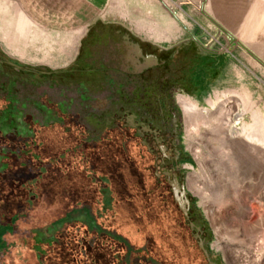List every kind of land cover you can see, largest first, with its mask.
Instances as JSON below:
<instances>
[{
	"label": "rangeland",
	"instance_id": "1",
	"mask_svg": "<svg viewBox=\"0 0 264 264\" xmlns=\"http://www.w3.org/2000/svg\"><path fill=\"white\" fill-rule=\"evenodd\" d=\"M7 1L9 9L18 11L24 0H12L14 5ZM38 1L47 5L54 0ZM209 1L214 0H170L189 23L187 29L215 51L195 44L206 85L198 95L185 96L207 106L205 99L214 91L225 92L235 109L239 98L235 91L245 88L254 107L264 113V57L255 58L257 51L264 52V0ZM253 2L261 6L246 15L234 14ZM76 4L72 22L77 26L114 20L161 45L193 41L186 32L154 39L146 16L137 6L126 7L125 0H78ZM220 22L226 25L220 28ZM83 30L61 60L24 59L10 51L2 37L0 53L22 65L64 68ZM38 77L7 81L0 76V222L14 220L12 229L0 236V262L169 264L166 232L179 228L181 217L171 213L166 185L153 177L144 149L122 132L105 138V109L96 98L99 93H78L74 86ZM178 103L177 174L211 255L222 264H264V148L226 149L219 122H213L219 114L216 106H210L208 120L201 122L200 115L206 111L193 108L189 116ZM91 114L99 120H92ZM56 219L66 221L48 227Z\"/></svg>",
	"mask_w": 264,
	"mask_h": 264
},
{
	"label": "flooded vegetation",
	"instance_id": "2",
	"mask_svg": "<svg viewBox=\"0 0 264 264\" xmlns=\"http://www.w3.org/2000/svg\"><path fill=\"white\" fill-rule=\"evenodd\" d=\"M196 49L193 41L161 45L138 35L125 23L95 20L85 26L73 59L64 68L42 69V72L17 68L7 61L19 62L0 53V76H5L7 81L15 78L31 81L42 76L44 82L54 78L57 84L74 86L78 93L88 91L100 94L96 98L104 102L102 119L106 128L105 138L110 140L122 132L144 149V159L150 162L153 177L166 185L171 213L175 211L181 217L180 227H172L166 232L169 237V264H208L192 236L195 229L189 228L172 199L166 176L160 173L168 170V177L172 174L178 177L179 168L174 169L180 163V152L174 142L177 109L181 107L177 96H196L206 85ZM90 118L99 120L94 114ZM160 145L164 146L163 154ZM155 170L160 174L155 175ZM187 214L188 220L197 226L190 207ZM198 227L209 258L215 264H222L211 255L202 225Z\"/></svg>",
	"mask_w": 264,
	"mask_h": 264
},
{
	"label": "bare ground",
	"instance_id": "3",
	"mask_svg": "<svg viewBox=\"0 0 264 264\" xmlns=\"http://www.w3.org/2000/svg\"><path fill=\"white\" fill-rule=\"evenodd\" d=\"M2 1V3H0L3 5L0 8V37H2L4 43L9 47L10 51L15 53L19 52V55H21L24 59L47 62L55 61V59H64V56L68 54L67 50L72 47L74 41L78 39L81 30L85 28V23L83 22L78 24V26L74 25L72 22L74 18H72V16L75 15H73L74 7L77 5L76 3L78 0H54L50 4H42L43 6L38 0H24L23 4H20L22 8L18 11H13L11 10L12 8L9 9L7 7L8 4L6 3V0ZM10 1L12 0H9V2ZM226 1H224V3ZM125 2L127 4L126 7L134 8L137 6L138 9L141 10V15H143L142 17L146 16L144 21L148 28L152 30L154 39L161 38L163 35L166 36V39L176 37L183 34L185 32L184 29L189 28L190 26L183 17L182 13L178 10L179 6L175 2H170V0H125ZM219 2L222 1L219 0ZM224 3L223 5H225ZM260 3L262 4L261 1ZM260 3L256 4L253 2L249 5L247 3L245 8L242 10L236 9L234 14L237 15L240 12L241 15H246L252 10L260 7ZM12 5H14V3ZM15 9H17V7ZM240 14L238 17L239 20L242 19ZM85 21L86 19L84 22ZM77 22L75 24H77ZM219 24H221V22ZM222 25L223 23L218 26L222 28ZM225 25L226 24H224L223 27ZM260 56L264 57V52L261 50L257 51L255 58L258 59ZM235 92H238L237 95H239V98L235 99L237 106L235 109H233L234 107L228 103L230 97L227 93L221 91H214L212 96L210 95L205 99L207 106H199L196 102L191 101L187 96L179 95L177 98L184 111H186L189 116L190 111L193 112V108L198 109L197 107H200L202 108V110L199 108L200 111H206V114L203 113L205 116H202L199 113L200 118L202 119L201 122H203L205 117L206 121L208 120L207 117L209 118L211 110L210 106H216L218 108L219 114L217 115L216 113V118L213 117L214 121L213 118L212 121L214 123L217 121L219 122L218 127L220 126L221 129L220 137H222V140L225 141L223 143L226 145H224L226 149L256 151L259 149L258 146L264 148L263 111L254 107L253 102L250 99V94L245 88H241V91Z\"/></svg>",
	"mask_w": 264,
	"mask_h": 264
},
{
	"label": "water",
	"instance_id": "4",
	"mask_svg": "<svg viewBox=\"0 0 264 264\" xmlns=\"http://www.w3.org/2000/svg\"><path fill=\"white\" fill-rule=\"evenodd\" d=\"M185 32L190 36V38L194 41V43L199 46L201 49L203 50H207L209 52H215L214 50L207 48L206 46H204L193 34L192 32L185 28L184 29ZM8 64L15 66L17 68H24V69H31L34 71H41L42 69L35 67V66H30V65H22V64H16L12 61H7ZM160 151L163 154V149L164 146L160 145ZM175 152L177 153L178 151L175 150ZM179 165H176L174 167V169L179 168ZM160 173H162L163 175H165L166 177V181L168 183L169 186V190L172 196L173 201L176 203L177 208L180 210V212L183 214L184 218L187 220L188 226L190 229L194 228L195 232L192 234V236L196 239V244L197 246L201 249V251L204 253L207 263L208 264H215L214 261L212 259L209 258L208 252H207V248L205 247L204 243H203V239L199 236L198 232H200V228L198 226H194L193 222L188 220V214H187V210L188 208L191 206V201L189 200V198L187 197V188L184 185V183L182 181H180V177H177L175 174H172L170 177H168V175L170 174V172L168 170H162ZM159 172H157L156 170L154 171L155 175H159Z\"/></svg>",
	"mask_w": 264,
	"mask_h": 264
},
{
	"label": "trees",
	"instance_id": "5",
	"mask_svg": "<svg viewBox=\"0 0 264 264\" xmlns=\"http://www.w3.org/2000/svg\"><path fill=\"white\" fill-rule=\"evenodd\" d=\"M64 221H66V220H63V219H56V220H53V221L50 222V224H49L48 227H54V226H56V225H58V224L63 223ZM13 222H14L13 219H6V220H3V221L0 222V236L2 235V233H4V232H8V231H10V230L12 229L11 226H13V225H12ZM90 255H91V254H90ZM87 256H88V255H87L86 253L82 254V257H83L84 259H86ZM93 259H94V258H93Z\"/></svg>",
	"mask_w": 264,
	"mask_h": 264
},
{
	"label": "crops",
	"instance_id": "6",
	"mask_svg": "<svg viewBox=\"0 0 264 264\" xmlns=\"http://www.w3.org/2000/svg\"><path fill=\"white\" fill-rule=\"evenodd\" d=\"M29 259H30V258H29ZM0 264H2V263L0 262ZM45 264H48L47 261H45Z\"/></svg>",
	"mask_w": 264,
	"mask_h": 264
}]
</instances>
